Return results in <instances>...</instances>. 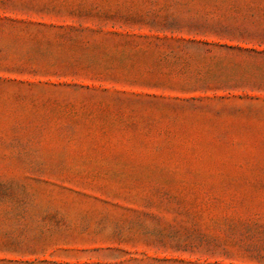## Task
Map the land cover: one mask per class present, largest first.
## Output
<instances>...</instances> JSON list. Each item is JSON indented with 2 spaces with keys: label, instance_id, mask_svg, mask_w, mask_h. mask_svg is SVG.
I'll list each match as a JSON object with an SVG mask.
<instances>
[{
  "label": "rangeland",
  "instance_id": "1",
  "mask_svg": "<svg viewBox=\"0 0 264 264\" xmlns=\"http://www.w3.org/2000/svg\"><path fill=\"white\" fill-rule=\"evenodd\" d=\"M0 264H264V0H0Z\"/></svg>",
  "mask_w": 264,
  "mask_h": 264
}]
</instances>
